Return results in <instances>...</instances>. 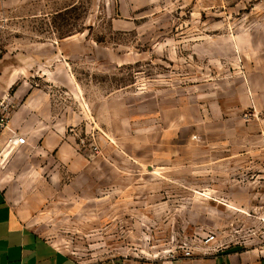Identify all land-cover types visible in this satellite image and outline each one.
Listing matches in <instances>:
<instances>
[{"label": "rangeland", "instance_id": "obj_1", "mask_svg": "<svg viewBox=\"0 0 264 264\" xmlns=\"http://www.w3.org/2000/svg\"><path fill=\"white\" fill-rule=\"evenodd\" d=\"M3 5L0 182L26 223L82 262L264 243V129L257 141L247 104L264 0ZM27 102L47 127L13 125ZM44 139L78 161L43 158Z\"/></svg>", "mask_w": 264, "mask_h": 264}, {"label": "crops", "instance_id": "obj_2", "mask_svg": "<svg viewBox=\"0 0 264 264\" xmlns=\"http://www.w3.org/2000/svg\"><path fill=\"white\" fill-rule=\"evenodd\" d=\"M3 2L0 0V14L3 12ZM256 68L248 77V90L250 99L247 104L255 106L254 118H251L252 128L255 131L256 140L262 141L260 131L264 129V59L257 61ZM242 91V84H240ZM243 95L240 96L238 105L222 108V119L229 115L240 114L242 111ZM246 96V95H245ZM246 99V98H245ZM33 102H27L16 113L13 125L25 123V130L35 127H47L45 119L41 121L35 114ZM34 113L33 117L30 116ZM43 117L45 115L43 114ZM42 123H41V122ZM46 125V126H44ZM12 128H9V131ZM44 129L41 130L43 133ZM26 143L18 145L19 149L28 151L31 143L27 133ZM59 140V139H58ZM42 140L38 154L46 157L53 150L55 158L60 164H67L69 169L78 161L74 148L67 142ZM27 156V155H26ZM27 160V159H25ZM19 161V160H16ZM0 264H264V243L243 247H218L196 257L149 259L145 261L135 259H107L97 262H82L65 250L58 247L52 240L26 223L22 212L16 202L2 186L0 182Z\"/></svg>", "mask_w": 264, "mask_h": 264}, {"label": "built area", "instance_id": "obj_3", "mask_svg": "<svg viewBox=\"0 0 264 264\" xmlns=\"http://www.w3.org/2000/svg\"><path fill=\"white\" fill-rule=\"evenodd\" d=\"M5 111L6 107H4V110L0 111V126L2 127H5L8 123V116ZM11 141L15 146L22 145L26 143V136L13 134Z\"/></svg>", "mask_w": 264, "mask_h": 264}]
</instances>
